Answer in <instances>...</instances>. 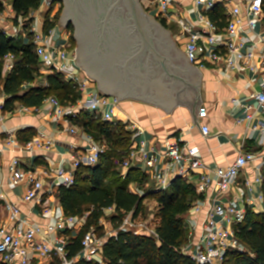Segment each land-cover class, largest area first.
Listing matches in <instances>:
<instances>
[{
  "label": "built area",
  "instance_id": "obj_1",
  "mask_svg": "<svg viewBox=\"0 0 264 264\" xmlns=\"http://www.w3.org/2000/svg\"><path fill=\"white\" fill-rule=\"evenodd\" d=\"M49 7L53 5V0H46ZM155 8L157 16L166 20L171 19L180 27L181 35L184 36V51L189 56L191 63L204 67L210 64L216 71L224 73L230 69L237 71L264 70V29H257L264 13L263 0H195L196 5L201 9L195 21H188L185 17L175 16L172 0H150ZM6 4V1L3 2ZM217 3H222L226 7L227 23L222 28L214 22L208 12ZM37 11V18L31 20L34 11L29 17L17 15L13 8H9L10 24L3 26V31L12 38L25 37L26 42L34 45V51L39 60V69L42 75L58 72L63 75V79L74 84L80 92V98L75 103L79 110H70L63 106L59 99L49 95L44 101L50 102L55 109L52 113L56 120L67 121L69 126L67 131L77 133L79 126L73 122L77 113L85 109L92 113L94 117H101L105 121L117 123L119 120L115 113L117 98L94 93L90 90V80L82 73L81 67L77 64L76 54L71 50L69 35L67 42L62 38V34L56 33L55 27L44 28L45 16ZM38 16L40 18H38ZM53 14L50 19H53ZM252 34L253 37L244 32ZM255 59H260L256 61ZM3 72L11 71L15 66L14 55L7 53L3 57ZM32 83H25V85ZM88 97V98H87ZM257 107L264 113V86L251 94ZM89 103V104H88ZM5 100L0 102V123L5 118ZM18 109L25 113L37 112L39 106L30 107L18 104ZM251 106L246 107L245 118L251 130L260 131L264 134V117L255 116L250 112ZM71 114V116L69 115ZM200 116L206 115V108L199 110ZM241 119V121H244ZM74 123V124H73ZM125 124L132 131L133 140L128 149V154L120 162V167L126 170L133 166H141L146 172L151 173L157 190H164L175 177H182L187 182H191L202 199H197L190 209L195 217L202 209L201 205L206 204L204 219L201 223V232L195 241H189L183 250L189 254L194 261L201 264H222L227 252L231 248H240L234 225L244 221L246 210L238 205L236 199H227V195L232 185L237 182L240 172L255 164L262 154L245 150L241 147L235 160L227 166L206 165L202 160L197 146H190L182 143L178 139L175 142H165L163 152L160 151L161 168L158 167L159 152L147 147L148 140L143 137L138 140V135L143 133V129L136 126L135 122ZM202 133L210 135V130L204 126ZM9 143H17V137L7 131ZM89 145L84 149V156H73L72 166H49L42 169L27 168L19 157H14L9 164L11 173L9 182L12 186L25 183L28 191L21 196L23 201H34L35 204H42L44 190L43 178L55 179L56 185L69 187L75 181L76 168L79 165H95L107 149L106 143L96 141L90 134L86 136ZM55 139L45 135L44 131H37L36 135L25 142L21 149L32 154L35 150L50 149L55 143ZM262 169H264V159L257 166L258 174L256 182L262 183ZM246 186L252 188L251 181H246ZM52 188V187H51ZM211 191V194L206 193ZM7 193L0 186V201L5 205L7 216L5 220H0V264H30L33 258H45L54 256L55 264H78L79 261L95 260L103 264L102 246L106 237L100 236L94 227L88 229L81 240V251L75 256H69L67 250L68 238L64 237L66 232L75 230L80 226L81 218L78 216L65 214L60 215L56 222L47 226L30 224L25 218H21V210L18 204L7 199ZM240 199L244 200V191L239 192ZM263 196V195H262ZM46 210L48 208H45ZM114 214V207L105 209L106 214ZM132 214V213H131ZM194 217V224L196 222ZM125 219V218H124ZM122 227H129L136 232L144 231L151 233L158 238L155 227L148 226L147 222L135 223L134 227L126 226L123 221ZM192 228V230H191ZM190 230L193 231L191 224ZM192 237V233H190ZM67 238V239H66Z\"/></svg>",
  "mask_w": 264,
  "mask_h": 264
},
{
  "label": "crops",
  "instance_id": "obj_2",
  "mask_svg": "<svg viewBox=\"0 0 264 264\" xmlns=\"http://www.w3.org/2000/svg\"><path fill=\"white\" fill-rule=\"evenodd\" d=\"M141 3L147 13L170 32L172 39L184 51V43H179V40H183L184 36L181 35L180 29L178 32L173 30V23L171 22L174 20H166L157 16L155 8L150 4V0H141ZM172 4L176 12L174 13L175 16L181 15L188 21H195L201 9L200 6L196 5L195 0H172ZM9 8H13L12 4L6 1L3 10L0 12V29L10 24ZM34 12L33 18L35 20L38 12ZM38 18L40 17L38 16ZM257 29L258 31L264 29V13ZM56 33L62 34L58 28H56ZM243 35L248 38L247 35H250V33L245 31ZM250 37H253L252 34ZM21 38L23 42L26 41L25 37L22 36ZM255 60L259 61L260 59ZM191 65H194L201 72L199 83L201 103L199 110L202 107L206 108V115L200 116L198 112L197 118L200 126L193 118L191 108L186 104L178 103L171 111H167L163 106L132 96L117 99L118 106L115 109L117 118L123 123L125 121L127 123L135 122L137 127L143 129V133L138 135L137 139L141 140L145 137L148 140L147 147L159 152L157 156L159 158L158 167L160 168L161 162L163 163L164 161L160 157V151L163 152L165 142H175L178 139L180 142L188 143L190 146H197L202 160L209 167L229 165L235 160L241 147L245 150L262 154V159L259 158L255 164L247 166L240 172L236 179L237 182L231 186L227 198H225V200L228 198L236 199L240 207L244 209L250 208L257 213H261L263 210V196L261 195V183L258 184L256 182V176L258 174L257 166L264 159V134L260 131L251 130L244 118L246 117L245 112L248 104L251 106L250 112L255 116L254 122L257 121V115L264 117V113L257 107L255 100L251 98V94L261 90L264 86V70L237 71L236 69H230L222 73L213 69L210 64L204 67L193 63ZM81 69L82 73L90 80V90L94 93L109 96L111 99L113 97L117 98L114 93H105L100 90L98 88V79L91 77L83 67ZM36 80L33 81V85L47 83L44 78ZM31 86L24 84L22 91ZM5 99L6 94L3 92V82L1 81L0 102ZM18 104H15L13 111L5 113V118L0 123V186L7 193V199L19 205L21 218H25L30 224L44 227L53 224L60 215L65 214L62 204L56 195V186L58 185L55 184V179L43 178L42 204H35L34 201H23L21 196L29 188L25 183L16 186L10 184L11 173L9 172V164L14 157H19L27 168L38 167L42 169L49 166H65L68 168L72 166L73 156L83 157L85 155L84 149L89 145L86 137L88 133L79 125L77 133L67 131L70 123L68 124L64 120H56L54 113H52L55 107L50 102L44 101L39 106L40 109L34 113L21 112L18 109ZM65 107H67L68 112L70 110H79L76 104L65 105ZM69 115L71 116L70 113ZM241 119L244 121H241ZM204 126L209 128V136H205L202 133L201 129ZM23 129L44 131L46 136L52 137L56 141L50 149L35 150L32 154H29L22 151L21 146L24 143L18 138L17 143H9L7 141L10 136L6 133L7 131H11L17 137V132ZM126 129L131 131L127 126ZM140 167L133 166L132 168H136L147 175L148 181L145 184L150 182L155 185L151 173ZM120 169L122 174H126L131 170L121 167ZM247 180L251 181L252 188L246 186ZM129 188L139 194L144 190L136 181H132ZM241 190L244 191L245 196L243 201L239 196ZM207 194H211V191H208ZM201 207L202 209L195 217L197 219L195 222L196 224L199 222V225L198 229H194L192 242L195 241L198 233L201 232L200 227L204 219L206 204L201 205ZM45 208L48 209L46 210ZM6 216L7 210L3 202L0 201V220H5ZM80 218L79 227L61 235L67 237L68 240L71 235H77L87 220L84 215L80 216ZM102 219L105 220V216H102ZM112 231L111 235L117 233L114 230ZM190 233H193V231ZM55 259L54 256L41 259L33 258L30 264H55Z\"/></svg>",
  "mask_w": 264,
  "mask_h": 264
},
{
  "label": "trees",
  "instance_id": "obj_3",
  "mask_svg": "<svg viewBox=\"0 0 264 264\" xmlns=\"http://www.w3.org/2000/svg\"><path fill=\"white\" fill-rule=\"evenodd\" d=\"M4 1L12 4L17 15L29 17L32 11L41 6L43 0H0V12L4 8ZM58 1L53 0V4ZM50 13L48 10L45 14L46 29L55 25L56 17L50 19ZM208 15L221 28L227 23L226 7L222 3H217ZM69 27L73 29L70 24ZM70 41L72 45H76L72 36ZM7 53L14 55L15 66L4 73L3 57ZM40 77L47 83L33 85L22 91L25 83H32ZM1 81L6 94L5 113L13 111L18 103L30 107L40 106L49 95H57L63 106L75 104L80 98V92L74 84L63 79L60 73L41 74L32 43L23 42L21 37H9L0 30ZM73 122L96 141L106 143L107 149L97 164L79 165L76 168L75 181L69 187L56 186V195L65 215L80 217L89 212L84 226L77 235H71L68 240L66 248L69 256H75L81 251V240L91 227L97 233L105 234L101 219L105 216L106 208L114 207L115 213L111 216V222L117 233L103 235L106 237L101 248L103 264H201L183 250L190 240V233L185 226V213H188L197 199L203 198L195 191L193 184L180 176L172 179L164 190L153 188L154 190L150 189L143 195L131 191L129 185L132 181L145 185L148 177L136 168L122 174L120 162L128 154L132 143V132L126 129L125 123H111L101 117L96 118L85 109L77 113ZM36 133V129L19 130L17 138L25 143ZM262 179L263 210L257 213L247 208L244 221L234 225L241 247L231 248L222 264H264V169ZM149 196L158 203L157 215L160 220L155 226L158 238L151 233L136 232L132 228L121 226L126 214L132 213L133 217H137L144 211V199ZM78 264L100 263L95 260H82Z\"/></svg>",
  "mask_w": 264,
  "mask_h": 264
},
{
  "label": "water",
  "instance_id": "obj_4",
  "mask_svg": "<svg viewBox=\"0 0 264 264\" xmlns=\"http://www.w3.org/2000/svg\"><path fill=\"white\" fill-rule=\"evenodd\" d=\"M105 1L104 34L97 38L77 33V64L98 79L100 90L116 94L117 99L132 96L167 111L178 103L186 104L200 126L197 116L201 72L191 65L189 56L170 32L147 13L141 0ZM76 2L66 0L59 23H68ZM121 12L125 13L124 18L117 17ZM74 23L78 30L82 29L79 19L75 18Z\"/></svg>",
  "mask_w": 264,
  "mask_h": 264
},
{
  "label": "rangeland",
  "instance_id": "obj_5",
  "mask_svg": "<svg viewBox=\"0 0 264 264\" xmlns=\"http://www.w3.org/2000/svg\"><path fill=\"white\" fill-rule=\"evenodd\" d=\"M64 6L65 5H64L63 0H61V1L59 0V3L56 2V3H54L50 7H49L47 1L46 0H43L42 3H41V6L39 7L40 8V10H39L40 13L39 14L44 17L45 14H46V11L49 10V12H51L50 15L53 14V17L52 18L56 17L55 25L53 27L58 28L62 32V38L64 37V40L66 39L65 41L67 42L66 34L68 33L70 35L69 31H67L68 30L67 27H68V25L70 23H67L66 22L67 23L66 24L67 27L63 23L62 24L59 23V19H60L61 15H62V12H63L62 10H63ZM171 23H173V27H174L173 30H175L176 32H178L179 29H180L179 26H178V24L176 22H171ZM68 28L70 30V27H68ZM182 42L184 43L185 40L184 39L183 40H179V43L180 44ZM70 48L76 54L77 45H72V43H71ZM41 78H43V77H40L39 79H41ZM38 83H40V82H38ZM53 96L56 97L57 95H53ZM141 186H142V188L144 190L140 193V195H143L146 191H148L150 189L154 190L156 188V185L151 184L150 182H149V184H145V185L142 184ZM144 200H145L144 201V211L141 214H139L137 217H133L131 213H128V214L125 215V219L123 221H125V225L126 226L134 227V226L131 225V221L132 220L135 223H144V222H147L148 226H152V227H155L157 225V223L160 220L159 219V216L157 215V211H158V203H157V200L154 199L153 197H150V196L148 198H145ZM88 214H89V212H85L84 216L87 218V215ZM112 215L113 214L108 213V214L105 215V220L104 219L101 220V225H103V227H104L103 228V233H105L103 235H111L112 232H113L112 230H114L113 224L111 222V216ZM194 217L195 216L192 213H190V210L188 211V213H185V226H186V230H188L189 233L192 230L191 224L194 227L193 230L194 229H198L199 222L195 225L193 223L194 222ZM190 228H191V230H190ZM100 235H101V233H100ZM103 235H101V236H103ZM193 235H194V233H192V237H190V240H192Z\"/></svg>",
  "mask_w": 264,
  "mask_h": 264
},
{
  "label": "flooded vegetation",
  "instance_id": "obj_6",
  "mask_svg": "<svg viewBox=\"0 0 264 264\" xmlns=\"http://www.w3.org/2000/svg\"><path fill=\"white\" fill-rule=\"evenodd\" d=\"M61 1V0H60ZM65 6H67L66 0H63ZM59 3V1L57 2ZM107 2L105 0H77L76 6L73 7L72 10V17L67 18V22L70 23V25L73 27V29L70 27L69 30V25L67 27V31H69V43L70 37L72 36L75 39V43L77 45V48H79V43H78V36L77 33L79 34L81 31L82 33L86 34L87 36L90 34L96 36L99 38L102 33L104 34V26H103V16L106 14V6ZM70 10V11H71ZM74 17V18H73ZM119 18H124L125 13L121 12L118 13ZM79 19V22H81L82 29L76 27L74 23V19ZM108 27L106 29L105 34L108 31ZM82 57H83V52H82Z\"/></svg>",
  "mask_w": 264,
  "mask_h": 264
}]
</instances>
